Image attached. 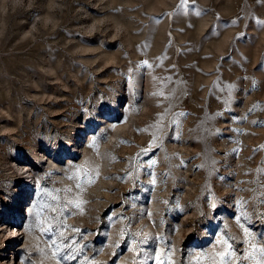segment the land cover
<instances>
[{"label":"rangeland","instance_id":"1","mask_svg":"<svg viewBox=\"0 0 264 264\" xmlns=\"http://www.w3.org/2000/svg\"><path fill=\"white\" fill-rule=\"evenodd\" d=\"M24 166L25 264H264V0H0Z\"/></svg>","mask_w":264,"mask_h":264},{"label":"bare ground","instance_id":"2","mask_svg":"<svg viewBox=\"0 0 264 264\" xmlns=\"http://www.w3.org/2000/svg\"><path fill=\"white\" fill-rule=\"evenodd\" d=\"M19 168H21V167H19ZM18 187H19V189L16 192V198H15L16 204L12 205L13 207L11 206L12 207L11 210L13 211V213H11V211L6 209L3 205H0V213H1V215L8 216V217L2 216L0 218V219H4L5 220L4 224H0V238L3 239V240L5 238L6 241L9 242L8 243V247L11 249L12 252H15V254H17L19 249L21 248V246H17V245L19 244V240H20L21 234L23 233V231L20 229V227H17L19 225V220H20V216H21L20 215V211H19L20 204H21L22 201L27 200V193H28V191L30 189L29 186L27 185L26 181L25 182H18L17 183V188ZM25 213H26V211L23 214H25ZM16 217H19V220L16 219ZM5 228H9V230L5 229ZM18 261L19 260H18V258L16 256L13 257V256L10 255V256H8L7 259H5V260L3 259L2 261H0V264H21Z\"/></svg>","mask_w":264,"mask_h":264},{"label":"built area","instance_id":"3","mask_svg":"<svg viewBox=\"0 0 264 264\" xmlns=\"http://www.w3.org/2000/svg\"><path fill=\"white\" fill-rule=\"evenodd\" d=\"M23 170H25V172H23V175H27V177H25L24 176V178H26V182H27V185L29 186V188H31V185H33L34 183H35V180H34V175H33V172H32V169L31 168H29V167H23ZM28 195V194H27ZM26 200H24V201H22L21 202V204H20V209H19V211H20V215L22 216V214L24 213L23 212V210L24 211H26L27 210V206H28V204H26ZM0 216H4V215H1V213H0ZM21 216H20V220H19V217H16V219H18L19 220V225H18V227H20V229L23 231V229H22V226L20 225V222H21ZM4 217H8V216H4ZM5 223V220L4 219H0V224H4ZM5 229H8L9 230V228H5ZM22 234H25L24 233V231H23V233ZM24 238H22V239H20L19 240V244L17 245V246H21V248L19 249V251H18V253H17V255L19 256V258H20V260L18 261L19 263H21V264H25V263H23L22 262V258H23V241L21 242V240H23ZM8 241H6V239H5V241L3 242V244H2V247H1V253H3V255H5L4 256V260L5 259H7L8 258V256H13V257H15V252H12L11 251V249L8 247Z\"/></svg>","mask_w":264,"mask_h":264},{"label":"snow or ice","instance_id":"4","mask_svg":"<svg viewBox=\"0 0 264 264\" xmlns=\"http://www.w3.org/2000/svg\"><path fill=\"white\" fill-rule=\"evenodd\" d=\"M154 163V162H153ZM143 242V241H142ZM222 243H226V241H222ZM53 244H55V241H53ZM222 255V258H223V254ZM160 264H163V262H160Z\"/></svg>","mask_w":264,"mask_h":264}]
</instances>
